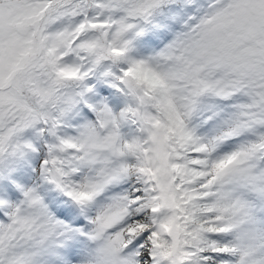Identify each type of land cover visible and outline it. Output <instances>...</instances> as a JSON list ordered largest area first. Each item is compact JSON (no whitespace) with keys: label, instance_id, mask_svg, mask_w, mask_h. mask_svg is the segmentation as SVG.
<instances>
[{"label":"snow or ice","instance_id":"snow-or-ice-1","mask_svg":"<svg viewBox=\"0 0 264 264\" xmlns=\"http://www.w3.org/2000/svg\"><path fill=\"white\" fill-rule=\"evenodd\" d=\"M0 264H264V0H0Z\"/></svg>","mask_w":264,"mask_h":264}]
</instances>
